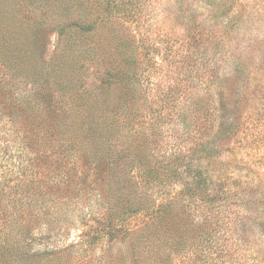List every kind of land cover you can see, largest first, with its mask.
<instances>
[{"label":"rangeland","instance_id":"rangeland-1","mask_svg":"<svg viewBox=\"0 0 264 264\" xmlns=\"http://www.w3.org/2000/svg\"><path fill=\"white\" fill-rule=\"evenodd\" d=\"M0 264H264V0H0Z\"/></svg>","mask_w":264,"mask_h":264},{"label":"trees","instance_id":"trees-1","mask_svg":"<svg viewBox=\"0 0 264 264\" xmlns=\"http://www.w3.org/2000/svg\"><path fill=\"white\" fill-rule=\"evenodd\" d=\"M91 26H93V24L90 23V22H88L87 24H85V26H84L83 28H80V29H83V30H82L83 32H90V31L93 30ZM81 33H82V32H81ZM82 34H83V33H82ZM138 211H140V210H138Z\"/></svg>","mask_w":264,"mask_h":264}]
</instances>
